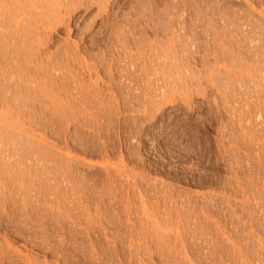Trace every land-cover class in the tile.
Instances as JSON below:
<instances>
[{"label":"rangeland","instance_id":"374dc122","mask_svg":"<svg viewBox=\"0 0 264 264\" xmlns=\"http://www.w3.org/2000/svg\"><path fill=\"white\" fill-rule=\"evenodd\" d=\"M0 264H264V0H0Z\"/></svg>","mask_w":264,"mask_h":264}]
</instances>
